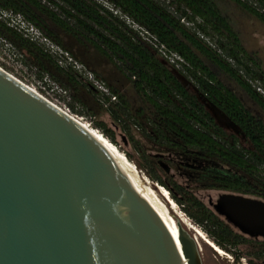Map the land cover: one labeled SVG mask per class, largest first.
I'll return each instance as SVG.
<instances>
[{"label": "trees", "instance_id": "obj_1", "mask_svg": "<svg viewBox=\"0 0 264 264\" xmlns=\"http://www.w3.org/2000/svg\"><path fill=\"white\" fill-rule=\"evenodd\" d=\"M102 1L0 0V15L19 16L83 65L74 44L98 54L113 72L88 71L106 92L72 65H60L1 16L0 40L24 51L40 78L68 90L70 109L80 106L79 112L93 118L115 144L117 130L149 163L156 183L214 244L232 254L233 262L243 257L264 264V238L241 234L196 195L218 190L264 200V97L239 68L241 55L264 80V0ZM189 20L199 23L191 26ZM198 28L216 47L198 35ZM161 45L187 65L164 59ZM212 109L233 130L220 124ZM126 156L134 159L130 152ZM171 167L187 179L185 186L166 182Z\"/></svg>", "mask_w": 264, "mask_h": 264}, {"label": "water", "instance_id": "obj_2", "mask_svg": "<svg viewBox=\"0 0 264 264\" xmlns=\"http://www.w3.org/2000/svg\"><path fill=\"white\" fill-rule=\"evenodd\" d=\"M213 207L264 238V200L225 192ZM0 264L203 263L194 235L73 115L0 67Z\"/></svg>", "mask_w": 264, "mask_h": 264}, {"label": "rangeland", "instance_id": "obj_3", "mask_svg": "<svg viewBox=\"0 0 264 264\" xmlns=\"http://www.w3.org/2000/svg\"><path fill=\"white\" fill-rule=\"evenodd\" d=\"M247 1L249 3H253V0H247ZM102 2L107 6H109V8L113 10V12H115V9L111 5L105 3L104 1ZM0 16L4 21H7L10 24V26L16 27L24 34V36L29 37L31 41L35 42L38 45H41L49 54H51L52 56H54V58L58 60V63L60 65L63 66L72 65L74 69H76L78 73L82 75V77H87L88 80H92L94 85L99 90L103 92L107 91L104 88V86L98 80H96V78H94L93 74L88 71L89 68H92L97 71H103L104 73L111 71L113 72L112 67L108 65L98 54H96L92 50L84 51V49H82L80 46L74 44L75 46L74 50L76 51L77 56L84 61V65H83L80 62L75 61L64 51L60 50V48H58L55 44L45 39L40 34L39 31H37L34 27L28 25L19 16H13L10 15L9 13H3ZM185 21H187V19ZM127 22H130L129 19H127ZM196 23H199L198 20H191V21L189 20V23L186 24L193 26ZM134 26L137 27L136 25ZM198 35L202 37L207 43L212 45V47H216L215 41L212 40L206 32H204L199 28H198ZM259 35L260 38H262L261 34ZM260 41L264 42V39L263 40L260 39ZM158 51L164 59H166L170 63H175L180 68H184V66L187 65L186 61H184L182 58L178 56V54L174 52L168 51L162 47H159ZM228 60L230 61V59ZM0 67L5 71H7L8 73H10L11 75H13L14 77H16L17 79H19L20 81H22L23 83L27 84L33 89H36L38 93L42 94L51 102L57 104L62 108L69 109V111L73 115L82 117L84 122H89L90 125H92L94 128H96L99 131L101 130L99 124L96 121H94L93 118H91L86 114H81L79 112L80 106L78 105L75 106L76 110L74 112L70 109L71 98L69 97L68 90L63 88L59 83L53 82L52 80L48 79L47 76L45 75H43L42 78H40L38 76L37 70L33 67H30L29 63L26 61L25 52L18 50L15 46L3 40H0ZM239 68L248 81L261 83L263 85V90H264V80L255 77V74L259 72L258 69L254 67L252 64H250L249 61H247L246 58H244L241 55H240ZM241 98L248 107H250L254 112L259 114L257 108L253 105L251 101H249V99H247V97L241 94ZM212 111L220 124H222L224 127H226L229 130H233L232 127H230L227 124L226 120L220 114L219 111L215 109H212ZM101 119H103L108 124V126H110L109 120L106 118V116H103ZM104 138H106L109 142H111L105 135ZM116 141H117L116 144L113 143V145L117 148V150L122 156L128 159L126 153L130 152L133 154L134 159H128V160L129 162H131V164L134 167L137 168L139 176L141 175L140 176L141 181L148 182L154 188V190L157 191L155 184H159V183H156L155 179H153L152 176H150L152 172L150 171L151 168L149 163H147V161H144L140 155L134 153L131 146L128 143L126 142L124 143V141L120 139L117 130H116ZM136 161L139 163L141 167L138 166ZM165 180L167 183H169L171 187L174 186L175 182L182 186H185L188 183L187 179L182 176V173H178V171L175 170V168L173 167L168 169L167 178ZM215 193L216 191L213 190H203V191L199 190L198 192H196V195L200 200H202L203 203L207 205L208 195H214ZM177 209H179L180 211H182V213H184L182 208L178 205H177ZM173 214L176 216L175 212H173ZM185 215L190 219V221L193 224L198 226L187 214ZM198 228L201 230L199 226ZM202 233L204 234L205 238H207L206 240H208V242L210 243L207 244L202 241L200 242L199 247H200V254L202 257L203 264H249L248 261L243 257L239 258L237 263L233 262L232 254L229 252L222 250L223 253L220 254L212 247L213 245L214 246L217 245L214 244L203 231Z\"/></svg>", "mask_w": 264, "mask_h": 264}, {"label": "bare ground", "instance_id": "obj_4", "mask_svg": "<svg viewBox=\"0 0 264 264\" xmlns=\"http://www.w3.org/2000/svg\"><path fill=\"white\" fill-rule=\"evenodd\" d=\"M27 85V84H26ZM30 87V86H29ZM32 88V87H31ZM33 89V88H32ZM38 93L36 89H33ZM57 105V104H56ZM59 107V106H58ZM75 117V116H74ZM76 118V117H75ZM104 147L105 149L116 159L118 160L128 171H130L140 182V176L138 173V170L136 167H134L124 156H122L117 148L113 145V143L109 142L106 138H104V135L94 128L92 125L86 124L83 120H80L76 118ZM140 171V170H139ZM144 175V174H143ZM160 201H162L172 212L176 213L177 218L183 223V225L188 229V231L194 235L198 245L200 246V242H205L207 244H210L207 238H205L204 234L202 233V230L198 228L195 224H193L190 219L182 213L179 209H177V204L175 201L171 198L168 190L161 186L160 184H155V187L157 188V191L154 190V188L148 183V182H142ZM212 246V245H211ZM217 252L220 254L223 253L221 248H218L217 246H212Z\"/></svg>", "mask_w": 264, "mask_h": 264}, {"label": "flooded vegetation", "instance_id": "obj_5", "mask_svg": "<svg viewBox=\"0 0 264 264\" xmlns=\"http://www.w3.org/2000/svg\"><path fill=\"white\" fill-rule=\"evenodd\" d=\"M164 165V164H163ZM165 167V166H164ZM201 191V190H200ZM213 191H216V193L214 194V195H208V197H207V207L211 210V211H213L217 216H219L221 219H223L224 221H225V218L223 217V216H221V215H219L215 210H214V207H213V204H215V202H216V200H217V198H218V196L220 195V194H222V193H225V191H218V190H213ZM196 192H198V190L196 191ZM198 198V197H197ZM202 201V200H201ZM232 226V225H231ZM233 227V226H232ZM234 228V227H233ZM235 229V228H234ZM235 230H237V229H235ZM238 231V230H237ZM239 232V231H238ZM259 239V238H258Z\"/></svg>", "mask_w": 264, "mask_h": 264}, {"label": "built area", "instance_id": "obj_6", "mask_svg": "<svg viewBox=\"0 0 264 264\" xmlns=\"http://www.w3.org/2000/svg\"><path fill=\"white\" fill-rule=\"evenodd\" d=\"M181 21H183V19L181 20ZM160 47H162V48H164L162 45L160 46ZM180 57V56H179ZM181 58V57H180ZM249 83H251L252 84V86L256 89V91L257 92H259L260 94H262L263 95V97H264V90H263V85L261 84V83H257V82H250L249 81ZM40 94V93H39ZM41 96H43L42 94H40ZM44 97V96H43ZM44 98H46V97H44ZM47 99V98H46ZM48 100V99H47ZM50 101V100H49ZM51 102V101H50ZM53 103V102H52ZM55 104V103H54ZM56 105V104H55ZM58 106V105H57ZM60 107V106H59ZM60 108H62V107H60ZM63 110H65L66 112H68V113H70L71 115H73L70 111H69V109H65V108H62ZM73 116H75L76 118H79L80 120H83L82 119V117H78V116H76V115H73ZM86 124H88V125H90V123L89 122H86Z\"/></svg>", "mask_w": 264, "mask_h": 264}]
</instances>
